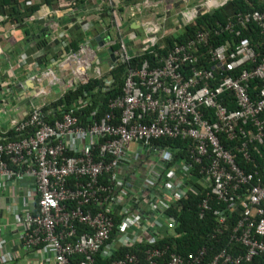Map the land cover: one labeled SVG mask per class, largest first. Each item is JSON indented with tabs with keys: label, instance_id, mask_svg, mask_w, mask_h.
I'll return each instance as SVG.
<instances>
[{
	"label": "built area",
	"instance_id": "built-area-1",
	"mask_svg": "<svg viewBox=\"0 0 264 264\" xmlns=\"http://www.w3.org/2000/svg\"><path fill=\"white\" fill-rule=\"evenodd\" d=\"M227 1L208 0L211 7L201 10L210 11ZM121 3L122 0H102L95 16L81 20L82 29L91 31L94 18L101 21L103 8H111V30L117 37L113 39L108 33L98 35L109 47L119 44L114 50L117 57L114 64H128L123 94L110 101L111 110L85 126L80 124L73 107L51 123L44 119L45 104L34 103L29 113L11 127L22 137L0 142V188L9 187L15 192L22 185L29 192L15 214L20 223L16 231L20 250L0 241V264H95L98 254L112 257L119 246L143 240L141 229L146 231L148 227L141 224L142 217L135 210L140 209V201L158 208L167 227L173 228L176 221L164 215V211L183 195L190 165L181 164V176L177 163L167 164L171 163V149L154 143L165 137L193 141L192 157L202 164L201 172L207 174L204 178L208 191L200 204L201 217L212 209L211 200L225 205L213 211L220 223L226 222L228 211L237 212L233 239L245 250L235 256L224 248L206 263L207 248L202 247L185 256L171 253L164 264L251 261L264 253V180L257 165L250 171L243 168L238 154L251 164L252 145L264 143V85L254 94L250 91L254 79L264 80V44L259 49L251 33H244L254 23L264 37V8L238 11L226 23H218L211 30H196L187 41L170 48L158 64L145 58L131 66L135 55L151 49L167 35L163 22L168 19V10L147 14V10L159 3L154 4V0L125 6L124 11L142 16L136 21L144 29L140 36L135 31L126 33L122 28ZM42 4L36 12L48 10ZM199 10L196 8L188 15L186 24L195 20ZM223 33L230 34V39L213 46L212 34ZM59 37L64 47L70 45L67 31L60 32ZM85 40L69 56H84L75 71L81 76L80 82L105 75L94 65L96 50L89 46V34ZM92 68L95 71L90 76L88 70ZM104 81L109 86L113 79L108 76ZM114 109H120L121 113L116 114ZM224 139L234 144L226 146ZM133 142L149 146V151L159 155V160L155 163L152 158L143 160L140 170L130 167ZM139 154L134 153L133 163H140H137ZM125 168H132L130 175L142 180L138 190L121 178ZM115 216L120 217L118 223ZM81 226L86 228L82 232ZM165 252L158 247L150 248L146 251V261L158 264V258ZM139 262L137 254L127 252L111 264Z\"/></svg>",
	"mask_w": 264,
	"mask_h": 264
},
{
	"label": "trees",
	"instance_id": "trees-1",
	"mask_svg": "<svg viewBox=\"0 0 264 264\" xmlns=\"http://www.w3.org/2000/svg\"><path fill=\"white\" fill-rule=\"evenodd\" d=\"M29 0H0V14L7 15L8 17L23 22L28 17L31 18L40 6V3L32 2L27 5ZM86 0H44L43 2L53 4L64 3L68 7L74 9L84 3ZM90 2V0H88ZM144 0H122L120 11H124L125 6L142 3ZM264 0H228L223 5L212 9L210 11L199 10L198 16L192 23L186 24L178 33L164 35L159 42L156 43L151 49L139 55H135L130 65L136 66L143 59L148 58L152 63H159L160 59L167 55L170 48L174 45L183 43L191 37L196 30L205 29L211 30L215 28L218 23L224 24L229 16L238 11H248L254 9H263ZM111 8L105 6L101 13V21H95L94 26L102 24L101 31L98 34L108 33L111 38H116L117 34L111 31L112 14L109 13ZM73 25L70 28L71 43L68 46L69 51L76 52L79 50L81 44L86 39L87 35L92 34V31H84L82 23L78 22L74 16L71 18ZM127 29H131L127 26ZM253 41L262 49L264 44V37L258 33L256 25L250 24L248 31L245 35H250ZM230 39V34L223 33L220 35L212 34L211 44L213 46L219 45ZM114 50L119 48L118 43L112 44ZM206 66H210L205 62ZM128 71V64L118 62L114 64L109 73L101 78H89L85 81L79 82L77 85L68 88L63 94L54 101L46 103L43 107L45 117L48 122L53 123L56 119L62 117L64 111L70 108L76 109V116L82 125L88 126L95 120L102 118L107 112L111 110L110 101L123 94L124 77ZM111 76L113 81L107 86L104 78ZM250 91L252 94L257 88L264 85V80L254 79L250 84ZM54 109L51 113L46 114L49 109ZM232 108V106H231ZM116 114H120V109L113 110ZM22 134L17 132L14 128H10L7 132L0 131V142L5 143L8 141L18 140ZM226 146L234 144V142L224 139ZM155 144L168 147L171 149L172 159L167 164L169 166L177 162H185L190 165L189 177L185 180V189L183 195L178 200L174 201L164 212L166 216L173 217L176 224L173 228L165 226L161 235L154 241L140 240L133 245L119 246V249L112 257L103 258L100 254L95 256V264H111L112 260L122 257L125 253H135L139 256V264H149L146 261V251L153 247H158L166 252L162 257L158 258V264H164L169 260L171 253H178L186 255L189 252H194L199 248H207L206 263L212 259V255L226 248L233 255L238 256L244 252V247L235 243L233 239L234 230L238 221L239 215L237 212H227L228 219L224 223L217 220L216 215L213 213L215 208L225 207L224 204L218 203L216 200H211V210H207L204 216L201 217L202 209L201 202L206 198L208 186L205 184L207 181L206 172H201L202 164H198L192 157V150L194 148L191 139L183 138H160L154 140ZM251 157L254 162L251 164L246 163L244 156L239 153L238 161L243 168L250 171L254 165L258 166L260 174L264 180V143L260 144L254 142L250 149ZM203 164H206V159ZM182 171V170H181ZM179 172V171H178ZM115 222L120 221V217H114ZM84 231V227L79 228ZM240 264H264V253L255 256L251 261L243 260Z\"/></svg>",
	"mask_w": 264,
	"mask_h": 264
},
{
	"label": "crops",
	"instance_id": "crops-1",
	"mask_svg": "<svg viewBox=\"0 0 264 264\" xmlns=\"http://www.w3.org/2000/svg\"><path fill=\"white\" fill-rule=\"evenodd\" d=\"M35 1L48 7L49 11L44 9L47 14L41 10L36 12L33 18L26 17L23 22H17L7 15L0 14V89L2 90L3 87L12 84L20 86L19 91L13 88V95L9 91L0 90L1 132L7 131L15 122L27 115L32 104H46L54 101L72 84L75 85L80 82L81 76L77 75L75 71L83 61L84 56L69 57L73 52L69 51V45L67 47L62 45V38L59 37V33L67 31L71 36L72 16L81 22L89 15L95 16L97 7L102 4V0H90V2L86 0L74 9L63 3L48 4L43 2L44 0ZM132 14L133 12L130 10L123 11V16H120L123 21L122 28L126 31L127 26H130L131 31H135L137 35L141 36L144 29L136 21L142 16H133ZM97 19L94 18L93 22ZM96 25L97 27L94 26L91 29L89 46L96 50L94 65L100 67L98 64L103 63L107 66L104 70L101 69L106 75L114 64V60L110 58L108 52L110 47L105 44L102 46L96 40L97 31H101V27H103L102 24L97 23ZM111 31L113 32V30ZM21 62L23 65H20ZM94 71V68L88 70V75L93 76ZM53 110L52 108L47 110L46 114ZM137 151L138 149L135 152ZM135 152L131 151L129 154L130 167L136 166L133 165L136 164L133 163L134 158H136ZM139 155L138 157L141 159L144 158L145 153ZM151 156L155 157V155ZM183 163L182 161L177 162L181 176L180 167ZM131 169H122L120 176L138 190L137 185L140 186L142 180L132 177L130 175ZM156 193L158 194L159 191ZM28 195V190L22 185H18L15 192H12L9 187L0 188V241L7 243L13 250L19 249L16 231L20 227V223L15 214L23 206ZM138 199L140 200V198ZM138 207L140 209L135 210L142 217L141 224L148 227L146 231L141 229L143 240L160 236L165 226L167 227V223L158 208L142 201Z\"/></svg>",
	"mask_w": 264,
	"mask_h": 264
},
{
	"label": "rangeland",
	"instance_id": "rangeland-1",
	"mask_svg": "<svg viewBox=\"0 0 264 264\" xmlns=\"http://www.w3.org/2000/svg\"><path fill=\"white\" fill-rule=\"evenodd\" d=\"M221 1V0H219ZM154 4L157 5L153 6L149 10L146 11L148 14L149 12H154L163 9L168 10V19L163 22V29L167 31V34L177 30L176 33L183 29V26L188 22V15L193 12L196 8L200 10H208L211 6L208 0H154ZM219 3V2H218ZM131 30L127 29L125 32L129 33ZM162 32H159L161 34ZM143 35V34H142ZM141 35V36H142ZM128 42H131L129 37H126ZM101 69L107 68L103 63L98 64ZM139 147V144L133 142L131 144V151L135 152ZM159 155L152 157V162H157L159 160Z\"/></svg>",
	"mask_w": 264,
	"mask_h": 264
},
{
	"label": "water",
	"instance_id": "water-1",
	"mask_svg": "<svg viewBox=\"0 0 264 264\" xmlns=\"http://www.w3.org/2000/svg\"><path fill=\"white\" fill-rule=\"evenodd\" d=\"M96 40L98 41V43L100 45H102V46L104 45V42H103L102 37L100 35H96ZM108 52H109L110 58L115 61L117 57H116V54H115V51H114L113 47L108 48ZM19 87H20L19 85L12 84V85H8L6 87H3L2 90L9 91L10 94L13 95V92H14L13 88L18 89V91H19L20 90ZM34 99H35V97H34ZM148 148H149V146H146V145H143V144H139L138 152L141 153V154L142 153L146 154L147 152H150ZM151 154H152V152H151ZM152 155H154V154H152ZM109 210L111 211V209H109Z\"/></svg>",
	"mask_w": 264,
	"mask_h": 264
},
{
	"label": "flooded vegetation",
	"instance_id": "flooded-vegetation-1",
	"mask_svg": "<svg viewBox=\"0 0 264 264\" xmlns=\"http://www.w3.org/2000/svg\"><path fill=\"white\" fill-rule=\"evenodd\" d=\"M152 154H150V152H147L145 155H144V158H141L140 159V163L139 164H136V167H137V169H139L140 170V167H139V165L141 164V162L144 160V161H146V160H151V158L153 157V156H151Z\"/></svg>",
	"mask_w": 264,
	"mask_h": 264
}]
</instances>
